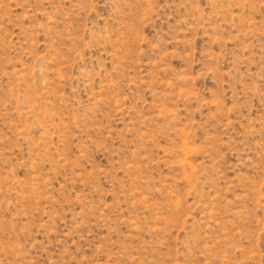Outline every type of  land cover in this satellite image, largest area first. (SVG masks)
<instances>
[{"label": "rangeland", "instance_id": "rangeland-1", "mask_svg": "<svg viewBox=\"0 0 264 264\" xmlns=\"http://www.w3.org/2000/svg\"><path fill=\"white\" fill-rule=\"evenodd\" d=\"M0 264H264V0H0Z\"/></svg>", "mask_w": 264, "mask_h": 264}]
</instances>
